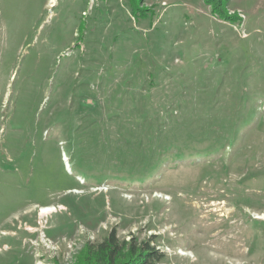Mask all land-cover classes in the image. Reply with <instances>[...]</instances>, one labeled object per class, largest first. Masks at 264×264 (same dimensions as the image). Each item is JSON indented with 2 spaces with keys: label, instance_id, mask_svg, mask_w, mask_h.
Wrapping results in <instances>:
<instances>
[{
  "label": "rangeland",
  "instance_id": "obj_1",
  "mask_svg": "<svg viewBox=\"0 0 264 264\" xmlns=\"http://www.w3.org/2000/svg\"><path fill=\"white\" fill-rule=\"evenodd\" d=\"M214 2L0 0V264H94L112 230L264 264V0Z\"/></svg>",
  "mask_w": 264,
  "mask_h": 264
},
{
  "label": "trees",
  "instance_id": "obj_2",
  "mask_svg": "<svg viewBox=\"0 0 264 264\" xmlns=\"http://www.w3.org/2000/svg\"><path fill=\"white\" fill-rule=\"evenodd\" d=\"M212 5V11L219 13L223 17L233 18L225 11L223 5L219 6L214 0H205ZM133 10L139 9L140 0H131ZM137 11V10H136ZM238 18V16H235ZM125 251H130L132 254L131 261L128 264H148L153 258L157 257L158 249L151 245V240L141 241L139 243L130 240L119 241L116 230H112L109 234L96 246H94V264H116L124 255Z\"/></svg>",
  "mask_w": 264,
  "mask_h": 264
},
{
  "label": "bare ground",
  "instance_id": "obj_3",
  "mask_svg": "<svg viewBox=\"0 0 264 264\" xmlns=\"http://www.w3.org/2000/svg\"><path fill=\"white\" fill-rule=\"evenodd\" d=\"M51 1V5L53 4L54 0H50ZM67 168L68 170L71 169L70 165L67 163ZM107 186H97V187H93L95 190L96 189H106ZM75 191H80L81 189H78V188H75L74 189ZM155 195L159 196L161 195L160 192H155L154 193ZM129 196V195H128ZM200 205V204H199ZM64 206L60 203L58 204V206L56 204H46V205H43L39 208V214H40V217H43V216H48L49 214L55 212V211H58L59 209H62ZM256 217H260V218H264V215L263 214H259V215H256ZM204 221V220H203ZM30 229H34L33 227H29ZM4 233V232H3ZM180 253L182 254H188L189 252L185 251V250H179Z\"/></svg>",
  "mask_w": 264,
  "mask_h": 264
}]
</instances>
